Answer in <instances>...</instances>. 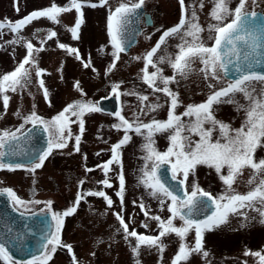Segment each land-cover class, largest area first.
Returning <instances> with one entry per match:
<instances>
[{"label": "rangeland", "instance_id": "obj_1", "mask_svg": "<svg viewBox=\"0 0 264 264\" xmlns=\"http://www.w3.org/2000/svg\"><path fill=\"white\" fill-rule=\"evenodd\" d=\"M87 1L99 4V0ZM136 2L138 0H108L103 7H83V23L79 30V39H73L70 31L67 30L75 25L77 18L75 10L61 14L59 23H53L47 18L34 20L22 31L20 34L22 40L18 44L11 43L16 39V35L4 29V35L0 36V76L11 73L18 66L27 53L23 45L31 41L35 48L43 47V51L36 54L37 66L44 70L41 78L44 79L49 95L45 99L43 90L39 87L38 78L33 71L31 83L25 89L7 93L10 101L6 112L2 98H0V117H2L0 118V132L15 131L20 128L21 124H24L22 117L33 111L45 121H49L74 102L92 101L96 103L99 97L114 95L112 87L115 84L120 85L119 92L121 93L119 95L120 107L117 112H121L127 120L135 121L138 117L144 123L153 119L166 121L170 108V97L163 92H153L142 81L141 69L144 67V61L135 58H142L157 43L156 35L159 31L175 23L177 19L176 0H145L144 4L152 13L154 22L149 26H143L136 43L127 52L120 53L115 69L108 71L109 65L113 62L112 52L114 51L108 35V15L121 3ZM53 3L62 7L68 4L69 0H18V3L17 0H0V22L26 17L31 12L42 10ZM199 3L200 0H186L189 14L192 6L196 8L199 23L205 29L201 37L206 45L211 46L213 41L208 39L207 28L209 24L215 23L209 16L213 5L211 0H204L205 6L201 10ZM237 3L238 0H232L231 7L235 8ZM254 10L264 13V0H257L256 4H250L248 11ZM50 31H55L57 36L52 40H46ZM41 41L46 42L42 45ZM60 43L77 48L82 60L76 59L75 54L69 55L66 50L60 49L58 47ZM177 43H179L178 40L169 39L168 45L162 46L163 52L174 56L178 51ZM161 54L163 53L157 55ZM89 60L92 67L84 68L82 61ZM159 66L163 69L164 76L176 75L175 81L168 85L170 90L178 95L179 106L175 110L176 114H182L188 105L205 102L214 90L226 87L229 82L222 74H220L219 82L205 79L200 71L203 65L198 60L192 65L193 70L186 76L175 74L168 64ZM92 68H95V71ZM149 71L153 69L149 68ZM77 82L84 95L74 87ZM157 83L158 86L163 87L159 81ZM209 84L215 87L210 88ZM259 87L257 85L258 89ZM123 93L146 95L149 100L141 103L137 95H123ZM236 99L241 104H246L239 94ZM148 104H157L160 107L156 111H150L146 107ZM142 108L143 112H141ZM214 109L216 119L230 124L232 128H240L245 119V113L236 111L232 104L214 106ZM18 111L21 116L16 115ZM72 119L76 118L72 117ZM83 119L85 131L81 137L79 152L74 150V137L79 134V125L72 123L70 127L73 139L68 141L67 147L53 149L51 155L44 161L43 167L37 169L34 176L24 169L0 170V188H12L25 201L39 200L42 202L40 204L29 203L26 207H20L21 211H48L44 202L52 201L51 212L56 213L73 206L78 193L104 191L113 201L111 207L102 197L85 195L77 212L67 217L61 239L74 246L77 259L84 264H137V261L139 264H172L181 243H187L189 246L194 244V232H190L186 240H181L174 233L168 234L162 237L163 252L157 248L141 247L140 254L137 256L133 250L137 246L136 239L126 238L116 216V213H120L124 217L130 231L135 230L138 234L156 236L160 231L158 221L150 217L159 216L167 220L171 215L167 211L171 201L163 198L165 203L162 205L160 200L150 196L149 190L139 182L142 175L141 169L145 165L143 157L147 154L142 150V145L145 143L143 137L130 132L131 141L120 149L125 176L124 203L121 206L120 199L116 196L119 190L117 178L120 172L119 165L115 163L111 165V171L107 176L99 167L111 158L112 146L124 136L122 130L118 131L112 127L119 123V120L115 115L102 112L86 114ZM183 119L188 122L190 118L184 117ZM29 124H24L22 129ZM218 135L215 133L214 138H218ZM48 138L50 139L49 133ZM154 139L158 151H167L170 146L167 133L157 134ZM192 139L199 138L193 136ZM255 156L264 158V147L258 148ZM86 169H93V171L89 172ZM224 174H227L226 170ZM250 175V170L245 169L243 176L238 177L237 184L234 185L236 191L246 193L254 187L246 183ZM177 177L183 179L182 175ZM106 178L112 184L111 188L100 183ZM80 181H84L83 185ZM194 185L210 192L214 197H219L226 192V186L215 170L205 165L197 166L195 174L189 175L185 182V191L190 194ZM141 203L149 212L148 216L141 211L139 207ZM242 211L254 219L245 221L243 216L233 215L227 224L205 232L203 247L208 255L194 254L188 264H260L257 256L245 255V253L264 254V224L259 223L256 211L251 209ZM174 224L181 226L182 221L176 219ZM0 264L3 262L0 261ZM48 264H71V261L65 250L58 248Z\"/></svg>", "mask_w": 264, "mask_h": 264}, {"label": "snow or ice", "instance_id": "obj_2", "mask_svg": "<svg viewBox=\"0 0 264 264\" xmlns=\"http://www.w3.org/2000/svg\"><path fill=\"white\" fill-rule=\"evenodd\" d=\"M211 2L213 6L209 16L215 21V23L209 24L207 28L209 32L208 39L213 41L211 46L206 45L201 37V33L205 29L199 23L196 8L192 6L189 14V6L185 5V0H179L181 6L179 23L164 31L155 46L142 58H135L138 60L143 59L144 61V67L141 69L142 81L153 92H163L170 97L168 119L166 121L153 119L148 123H144L137 117L135 121L130 122L121 112H116L114 115L118 118L119 123L112 125V127L118 131L122 130L124 136L112 146L111 158L99 166L105 176H107L108 172L111 171V165L114 163L119 165L120 172L117 177L119 190L116 192V196L119 197L121 206H123L125 176L120 149L131 141L130 132L143 137L145 143L142 145V150L147 154L143 157L145 165L141 169L142 175L139 178V182L149 190V195L159 199L162 205L165 203L163 198L171 201V204L167 207V211L171 215L167 220H163L159 216L150 217L152 220L158 221L160 231L156 236L138 234L135 230L130 231L124 217L120 213H116V216L126 238L133 237L136 239L137 246L133 250L137 256L140 254L141 247L157 248L163 252L162 237L168 234L174 233L181 240H186L188 234L194 232V244L189 246L187 243H181L172 264H188L194 254L207 256L208 253L204 251L203 247L204 233L227 224L233 215L243 216L245 221L254 219L248 217L242 211L243 209L256 211L259 216V223L264 224V158L255 156L257 149L264 147V70H254L255 65L261 62L257 52L260 49H264V16L259 15L255 11H248L250 4H256L257 0H238L235 8L231 7L232 0H211ZM107 3L108 0H99V4L89 3L87 0H69V3L62 7L53 3L42 10L31 12L28 16L15 22H0V36H3V30L7 29L16 35V39L11 41V43H21L22 37L20 34L34 20L47 18L53 23H59L61 14L75 10L77 13L75 25L67 30L70 31L73 39H79V30L83 23L82 8L85 6L92 8L103 7ZM144 3L145 0H138V2L131 4L121 3L114 11H110L107 27L114 51L112 52L113 62L108 68L109 72L115 69L116 62L120 59V53L125 51L126 30L131 18L143 7ZM204 6V0H200L199 8L202 10ZM17 11H19L18 7ZM56 36L57 33L55 31H50L46 40H52ZM169 39L179 41L176 45L178 51L174 56L163 52L162 46L166 47ZM45 42L41 41V44L43 45ZM23 46L27 50L23 60L19 62L11 73L0 76V98H2L5 112L10 101V96L7 93L25 89L31 83L33 71L38 78V84L43 90L45 99L49 95L44 79L41 78L44 75V70L37 66L36 54L43 51V47L35 48L31 41H28ZM58 47L66 50L69 55L75 54L76 59L82 60L77 48L69 47L63 43L58 44ZM158 53L163 54L157 55ZM197 60L203 65L200 71L204 74L205 79L219 82L221 72L227 73L230 64L234 65L235 71L239 75L229 81L226 87L214 90L205 102L197 105H188L182 114H176L175 110L179 106L178 95L168 87L170 83L175 81L176 75L171 77L164 76L163 69L159 65L168 64L175 74L186 76L193 70L192 65ZM82 63L84 68L92 67L90 60L87 62L82 61ZM149 68L153 69V71L150 72ZM92 70L95 71V68H92ZM158 81L163 87L158 86ZM257 85L260 86L259 89ZM74 87L84 95L83 90L80 89L79 82ZM209 87L214 88L215 86L209 84ZM119 88V84H115L112 87V93L117 98L121 95ZM129 94L137 95L141 103L149 100L146 95L123 93V95ZM238 94L242 96L246 104H241L236 99ZM222 104H232L235 106L236 111L245 113V119L240 128H232L230 124L216 119L214 106ZM146 107L150 111H156L160 105L148 104ZM100 111L101 108L98 104L92 101H77L66 106L49 121H45L35 111L23 116L24 124L31 123L34 127L43 125L44 131L50 134L47 150L38 155L29 165L2 162L4 157L17 154V145L14 142L19 141L20 137L17 136V133L21 131L24 124H21L20 128L15 131L4 130L0 132V170L15 171L24 169L34 176L36 170L43 167L44 161L51 155L53 149H63L68 146V141L73 139L70 127L72 123H78L79 125V134L74 137V150L79 152L81 137L85 131L83 117L86 114ZM143 111L144 109L142 108L141 112ZM16 115L21 116V113L18 111ZM72 117L76 119L73 120ZM184 117L190 118L188 122L184 121ZM165 133H167L170 146L167 151L160 152L155 147L154 137L157 134ZM215 133L219 134L218 138H214ZM193 136L199 139L193 140ZM6 147L8 150L4 151ZM164 164L171 165L172 180H176L178 175H182L183 179L179 181L180 185L185 184L190 174H195L197 166L205 165L213 168L226 186V192L219 197H213L211 193L199 188L198 185H194L190 194L185 191L184 197H181L178 194V188H174L172 185L162 181L158 175L161 165ZM245 169L251 172L246 183L254 185V187H251L246 193H240L236 191L234 185L237 184L238 177L243 176ZM86 170L89 172L93 171V169ZM224 170H226L227 174H224ZM83 183L84 181H80L81 185ZM100 183L107 188L112 187L107 178ZM0 194H6L16 210H19L20 207H26L29 203H42L39 200L25 201L12 188H0ZM85 195L102 197L109 207L113 204L112 199L104 191H89L86 194L78 193L73 206L62 213L51 212L52 201L44 202L47 210L51 212L53 221L51 228L53 230L44 237L41 245L42 255L33 256L28 261H17L10 255L9 249L5 244L0 243V261L3 264H48V261L53 258L58 248H66L71 256L72 264H78L72 246L64 244L60 234L63 230L65 218L77 212ZM209 205L214 207L210 215L202 220L192 218L193 210L197 206L205 208ZM139 207L145 216L149 215L143 203ZM184 209H187V212L183 211ZM176 219L182 221L181 226L174 224ZM245 255H255L259 258L260 264H264V254L246 252ZM137 264H139V261H137Z\"/></svg>", "mask_w": 264, "mask_h": 264}, {"label": "water", "instance_id": "obj_3", "mask_svg": "<svg viewBox=\"0 0 264 264\" xmlns=\"http://www.w3.org/2000/svg\"><path fill=\"white\" fill-rule=\"evenodd\" d=\"M140 10L131 18V22L127 26L125 51L136 41L135 37L139 31L137 14ZM255 12L264 16L261 11L256 10ZM257 56L261 62L255 65L254 70H264V49L258 50ZM222 74L228 79H235L239 75L235 71L234 65L231 64L229 65V71L227 73L222 72ZM97 104L101 108V111L115 114L119 108V99L114 95L100 97L97 100ZM17 136L20 137L18 142H14L17 145V154L15 156L4 157L2 162L30 164L38 155L47 150L48 133L44 131L43 125L34 127L30 124L24 130L17 133ZM7 150L6 147L4 151ZM158 175L162 181L172 185L174 188H178V194L184 197V185H180L178 177L176 180H172L170 164L161 165ZM213 210L214 207L211 205L205 208L197 206L193 210L192 218L202 220L210 215ZM183 211L187 212V209ZM52 223L48 212H24L16 210L7 195L0 194V243L5 244L14 260L27 261L32 259L33 256L41 255L43 251L41 245L44 237L53 230L51 228Z\"/></svg>", "mask_w": 264, "mask_h": 264}, {"label": "flooded vegetation", "instance_id": "obj_4", "mask_svg": "<svg viewBox=\"0 0 264 264\" xmlns=\"http://www.w3.org/2000/svg\"><path fill=\"white\" fill-rule=\"evenodd\" d=\"M176 3H177V19L175 21V23L172 25H169L167 27H164L162 30L159 31V33L156 35V41L159 40L160 36L163 34L164 31H166L167 29H170L172 28L173 26L177 25L181 19V6H180V3H179V0H176ZM185 5H186V0H185ZM143 11L142 13L139 15L138 17V23H139V27H140V32L139 34L142 32V29H143V26H149L151 25L154 21H153V15L151 12H149L145 6V4L143 5ZM138 34V35H139ZM137 40H138V36H137ZM64 211V210H63ZM63 211H61L60 213H62ZM66 220H67V217L65 218V222H64V226H63V230L61 232V238L63 236V233H64V229H65V225H66ZM63 242V241H62ZM64 244H70L73 248V251L75 253V249H74V246L70 243V242H63ZM65 250V252L68 254V257L70 258V261H71V264H72V259H71V256L70 254L67 252V249L66 248H63ZM75 256H76V253H75ZM77 258V256H76ZM78 260V259H77ZM78 264H84L82 263L81 261L78 260Z\"/></svg>", "mask_w": 264, "mask_h": 264}]
</instances>
